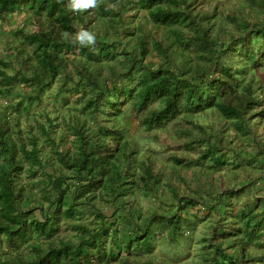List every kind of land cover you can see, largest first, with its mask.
Returning a JSON list of instances; mask_svg holds the SVG:
<instances>
[{
    "label": "trees",
    "instance_id": "obj_1",
    "mask_svg": "<svg viewBox=\"0 0 264 264\" xmlns=\"http://www.w3.org/2000/svg\"><path fill=\"white\" fill-rule=\"evenodd\" d=\"M68 5L0 0V21L24 10L37 29H16L18 43L0 54V94L23 84L18 94L32 105L71 68L76 80L60 98L77 93L80 109L68 115L73 147L55 148L57 165L39 180L37 136H17V122L0 115V264H168L149 253L154 230L180 235L199 204L211 217L202 264H264V0ZM81 29L93 45L76 41ZM45 115L37 124L53 143L58 115ZM225 165L232 176L218 188L211 175ZM240 169L263 186L252 176L240 183ZM137 191L155 204L134 216ZM63 222L79 230L74 240L60 234Z\"/></svg>",
    "mask_w": 264,
    "mask_h": 264
},
{
    "label": "rangeland",
    "instance_id": "obj_2",
    "mask_svg": "<svg viewBox=\"0 0 264 264\" xmlns=\"http://www.w3.org/2000/svg\"><path fill=\"white\" fill-rule=\"evenodd\" d=\"M0 25L2 26L0 27V54H3L6 51L9 52L6 47H8L10 43L14 41L16 44L18 43L19 37L14 33L16 29L22 33L34 32L37 30L33 17L24 10L12 13V15L8 17V19L0 21ZM15 51V48L10 50V52ZM146 60L150 61L152 64H155L158 59L149 57ZM259 71L264 78V65L259 69ZM75 78L76 77L72 73L71 68L69 70H66L64 73H61L58 78H56L54 82H52V84L44 90V92L40 95V99L35 100L32 105H28L27 100L23 99L21 95L18 94L23 84H21L20 86H16L15 90L11 91V93L8 95V98H5L0 94V115L8 117L9 121L14 125L17 122V128L19 127V130L21 131L19 135H17L16 132H13L12 134L14 136L17 135L23 139H26L31 134L30 130H32L33 133L31 135L37 136L38 138V155L42 164L44 163V168L38 169L37 176L34 178V180L43 178L46 171H50V169L54 165H57L55 148H57L59 151L64 152L65 149L73 147L72 141L74 139V136L73 134H69L70 132H68L67 130L68 123L70 122L68 115L74 112L80 113L79 104L77 103L75 105V103L73 102V99H75L78 94L75 93L70 95V100L68 101V103H64L60 97L65 92L63 90L61 91L59 87L63 86L64 84L65 85L62 88L73 86L75 82L74 80H76ZM20 100H22V103L18 107V109H11L9 104L15 106V104ZM46 112L51 115L53 113L58 115V117L55 119L56 126L53 128V131L50 132L53 143L45 140V136L37 124V122H43L47 124V116L45 115ZM58 113H61L62 116H65V118L62 119ZM124 118L129 124L128 135L130 136L132 134H135V123L127 117ZM59 136L61 137V139L58 140ZM135 139H138L140 144L141 142L145 143L149 141L148 138L142 137H138ZM150 145L152 148H158V146L153 142H151ZM27 148L30 149L31 145L27 144ZM227 155L229 157L232 156L230 153ZM159 158L161 159V157ZM27 167L28 162L27 160H24L22 173L26 171ZM227 168L231 167H229V165H225L223 168H215L214 172L211 175V178L216 183L218 188L223 187L225 185V179L232 176L230 172L226 171ZM242 168L244 169V167ZM243 169L239 170L241 178L240 183L248 182L249 177L252 176L257 181V187L263 186L261 180L257 179V173L250 170L248 171V173H246ZM190 172L191 171H188L187 174L189 175ZM56 176H59V174H56ZM20 180L25 181L28 188H31L33 186L32 181L27 180V177H25V175H23ZM63 181L64 179L62 177H59L55 180V184L60 185ZM36 187L38 188V184L36 185ZM37 188H35L34 190H36ZM136 198L143 207L142 209L139 206L136 207L138 211H135V208L132 207V212L135 211L134 216H136L137 213L145 214L148 206L155 204L153 199H151L149 196L144 195L141 191L136 192ZM105 210L108 213L112 212L111 207H108ZM189 212L193 215L195 214L197 216V219L195 220V217L193 216L189 217L190 220H195L193 225H191L190 227H188L187 224L185 226L183 222L180 223L178 228L181 231L180 235H178L177 233L172 234L169 228H166L165 230H154L155 235L151 240L152 244L149 249V253L154 258H163L167 261L168 264L203 263V255L207 252L205 248H207L208 246L205 237L209 236L210 234L208 226L210 224L211 217L207 215L208 211L203 204L196 205L193 208L190 207ZM121 215L124 216V212H122ZM83 222L88 226H92L95 224V219H93V217L90 215L84 217ZM117 227L122 228L123 226L119 224L117 225ZM123 228L127 230L130 229L129 227ZM77 232H79V230L74 229L70 226H66L65 222L62 223L60 232L61 235L69 236L74 240V235ZM172 235L175 236L172 237Z\"/></svg>",
    "mask_w": 264,
    "mask_h": 264
},
{
    "label": "clouds",
    "instance_id": "obj_3",
    "mask_svg": "<svg viewBox=\"0 0 264 264\" xmlns=\"http://www.w3.org/2000/svg\"><path fill=\"white\" fill-rule=\"evenodd\" d=\"M97 6V0H69L68 7L72 10L84 11ZM95 35L90 31L81 29L76 34V41L82 45H93L95 43Z\"/></svg>",
    "mask_w": 264,
    "mask_h": 264
}]
</instances>
